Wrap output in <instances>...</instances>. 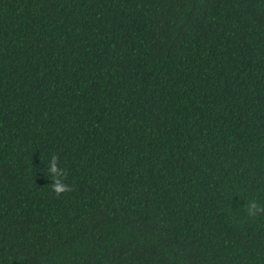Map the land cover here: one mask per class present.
<instances>
[{
	"label": "trees",
	"instance_id": "trees-1",
	"mask_svg": "<svg viewBox=\"0 0 264 264\" xmlns=\"http://www.w3.org/2000/svg\"><path fill=\"white\" fill-rule=\"evenodd\" d=\"M250 201L264 0H0V264H264Z\"/></svg>",
	"mask_w": 264,
	"mask_h": 264
},
{
	"label": "clouds",
	"instance_id": "clouds-1",
	"mask_svg": "<svg viewBox=\"0 0 264 264\" xmlns=\"http://www.w3.org/2000/svg\"><path fill=\"white\" fill-rule=\"evenodd\" d=\"M50 172L51 174H56L57 176L56 183L52 185V191L55 193L57 197L72 191V189H70L67 185H65L60 181L59 179L60 170L57 168L55 162L52 163ZM247 211L249 215L255 216L259 213H264V206H261L254 201H250L247 205Z\"/></svg>",
	"mask_w": 264,
	"mask_h": 264
}]
</instances>
